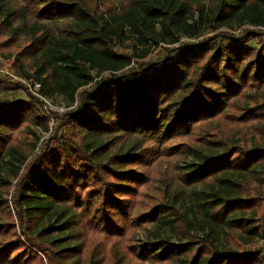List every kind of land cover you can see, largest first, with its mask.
I'll use <instances>...</instances> for the list:
<instances>
[{"label": "trees", "instance_id": "obj_1", "mask_svg": "<svg viewBox=\"0 0 264 264\" xmlns=\"http://www.w3.org/2000/svg\"><path fill=\"white\" fill-rule=\"evenodd\" d=\"M120 1L121 10L111 12L86 0H0V33L9 41L23 39L25 45L13 58L14 74L39 81L43 96L58 93L69 104L78 96L77 105L62 114L55 131L58 134L60 128L71 125L80 134V149L42 147L17 182L14 205L22 219H30L26 220L30 226L38 217L33 210L42 207L45 197L75 208L80 220L91 227L119 235L129 219L131 197L140 194L138 186L145 178L143 171L132 166L148 161L156 144L163 146L188 134L195 124L217 116L246 85L264 84V42L250 45L259 35L254 30L217 45L201 40L160 47V59L142 62L155 47L174 44L182 35L195 37L206 24L264 28V0ZM130 38L135 40L129 52L117 48V42ZM103 72L106 76L91 88L93 79ZM17 88L24 90L26 99L0 100V160L10 149L15 151L9 144L10 132L22 123L32 122L48 130L40 102L33 100L20 82L0 78V94ZM247 110L248 115L257 114L252 108ZM263 157L260 149L203 154L181 180L194 185L207 182L218 172L254 173ZM222 183L225 190L196 191L202 212L217 225L249 230L251 238L262 239L260 250L236 253L211 249L192 239L186 218L172 205L157 202L133 223L161 219L175 233L177 242H146L135 247L136 255L156 263L264 264V213L259 221L247 216L250 211L257 215L256 197H242L241 182L223 179ZM75 215L74 211L60 226L42 228L37 237L73 229L78 224ZM21 227L25 229L23 222ZM7 231L6 224L0 222V235ZM37 246L43 249L42 244ZM17 248L25 250L17 238L2 245L0 264H21V252L14 254ZM79 248L77 244L52 250L47 254L48 264H63L78 254Z\"/></svg>", "mask_w": 264, "mask_h": 264}, {"label": "rangeland", "instance_id": "obj_2", "mask_svg": "<svg viewBox=\"0 0 264 264\" xmlns=\"http://www.w3.org/2000/svg\"><path fill=\"white\" fill-rule=\"evenodd\" d=\"M86 1L99 10L108 9L111 12L121 10L120 0ZM246 30H254L259 34L250 41V45L256 47L264 42V28L247 24L222 27L206 24L195 37L182 35L174 44L155 47L142 62H156L160 59L162 56L160 47H174L185 43H197L201 40L217 45L219 42L225 43L228 38L243 35ZM0 31H2L1 27ZM134 40L130 38L117 42V48L122 52H129ZM24 46L23 39L9 41L6 40L4 34L0 33V78L2 80L10 79L20 82V77L15 75L12 69V61ZM24 60L28 62L26 57ZM104 76H106L105 72L95 77L90 87L92 88ZM29 94L33 100L40 102L46 112L48 130L32 122L22 123L20 127L10 132L9 144L15 151L10 149L5 159L0 160V222L5 223L8 230V233L0 235V247L16 238L21 240L25 245V250L21 252L22 248H17L14 252V254L21 252L19 256V260H22L21 264H48L47 254H50L52 250H61L77 244L80 252L68 261H64L63 264H70L73 261L74 264H174V261L158 263L144 261L135 253V247L146 242H157L160 239L177 242L175 233L161 219L155 222L139 223V225L133 223L135 218L149 211L151 206L157 202L165 206L172 205L178 214L186 218L188 232L192 239L200 240L211 249L232 250L240 253L262 248V239L251 238L249 230L240 232L226 225L211 222L198 204L196 191L217 187L225 190L223 179L241 182V196L256 197L257 215L250 211L247 216L259 221V217L264 213V157L256 165L254 173L235 170L225 173L218 172L210 176L207 182L194 185L183 183L181 175L192 163L199 161V156L203 154L211 156L214 151L221 152L225 149L233 152L235 148L260 149L264 155V113L259 114L262 111L259 109H264V84L246 85L217 116L195 124L188 134L176 136L163 146L156 144L155 151L148 161L142 166H132L137 171H143L145 178L144 182L138 186L140 194L131 197L129 219L125 220V228L119 235H109L91 227L84 220H80L75 208L60 201L52 202L45 197H43L42 207L32 212L38 215L33 218L35 220L33 226H30V223L28 225L29 218L22 219L21 214L16 210L14 193L17 182L28 164L37 158L42 147L67 146L74 151L80 149L78 144L80 134L71 125L60 128L58 134L55 131V126L60 123L59 118L62 114L74 109L77 105L78 96L72 104H69L63 95L56 93L50 97L52 108H45L40 99ZM13 97L27 98L22 88L0 94V100ZM256 105L261 108L257 109ZM247 108H252V112L257 114L248 115ZM173 147H178L179 151H175ZM72 149L70 154L73 152ZM24 157L26 159L21 163ZM16 170H18L17 175H15ZM31 205L35 206V204ZM74 211L76 212L74 219L78 224L73 229L63 228L44 237H37L39 230L48 225L60 226ZM22 222L24 230L21 227ZM27 226L30 227L27 228ZM36 243L42 244L43 249H39Z\"/></svg>", "mask_w": 264, "mask_h": 264}, {"label": "built area", "instance_id": "obj_3", "mask_svg": "<svg viewBox=\"0 0 264 264\" xmlns=\"http://www.w3.org/2000/svg\"><path fill=\"white\" fill-rule=\"evenodd\" d=\"M19 81L21 82V84L24 86V88L29 93H31L32 95H34L35 97H37L38 99H40L43 102L45 108H52L50 98L43 96L39 92V90H40L39 81H37L34 78H19Z\"/></svg>", "mask_w": 264, "mask_h": 264}]
</instances>
